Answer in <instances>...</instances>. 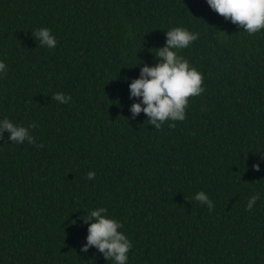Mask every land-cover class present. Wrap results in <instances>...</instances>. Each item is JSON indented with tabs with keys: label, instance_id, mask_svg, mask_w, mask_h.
<instances>
[{
	"label": "trees",
	"instance_id": "trees-1",
	"mask_svg": "<svg viewBox=\"0 0 264 264\" xmlns=\"http://www.w3.org/2000/svg\"><path fill=\"white\" fill-rule=\"evenodd\" d=\"M44 27L52 49L32 35ZM174 27L199 33L178 55L204 91L157 130L132 117L129 85ZM0 61V121L36 124L35 145L0 137V264H115L81 250L101 207L126 264H264V29L207 0H0Z\"/></svg>",
	"mask_w": 264,
	"mask_h": 264
},
{
	"label": "clouds",
	"instance_id": "clouds-1",
	"mask_svg": "<svg viewBox=\"0 0 264 264\" xmlns=\"http://www.w3.org/2000/svg\"><path fill=\"white\" fill-rule=\"evenodd\" d=\"M208 5L217 14L240 26L249 35H253L264 29V0H207ZM39 44L52 49L57 41L50 29L44 27L32 33ZM166 45L157 49L155 56L159 62L154 66L145 64L140 70L139 78L130 83V98H140V102L131 105V113L134 118L143 112L148 117L150 125L160 130L165 122L184 121L185 109L189 98L201 95L203 75L191 67L189 61L178 55V51L188 48L193 41L199 38V33H192L182 27H174L166 31ZM6 65L0 61V72H5ZM52 99L62 104H67L71 96L63 93H55ZM175 123H169L174 128ZM36 127L35 122L27 127L15 125L5 118L0 121V137L5 132L9 134L8 140L16 144H23L25 140L29 145H35V138L30 134V129ZM37 147L43 148L40 144ZM255 171L260 170L259 164H254ZM96 173H87L88 179H94ZM194 199L202 204H207L209 211L214 207L208 195L200 191ZM259 195H253L247 204V210L251 211ZM106 208H97L88 213L85 221H90L88 226L87 243L82 247L87 252L89 247H95L104 255L106 260L112 259L115 264H126L127 253L132 248V243L118 229L122 224L105 213Z\"/></svg>",
	"mask_w": 264,
	"mask_h": 264
}]
</instances>
